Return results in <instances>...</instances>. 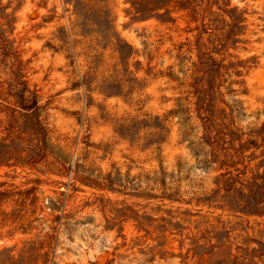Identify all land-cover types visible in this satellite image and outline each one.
I'll use <instances>...</instances> for the list:
<instances>
[{
    "label": "rangeland",
    "instance_id": "1",
    "mask_svg": "<svg viewBox=\"0 0 264 264\" xmlns=\"http://www.w3.org/2000/svg\"><path fill=\"white\" fill-rule=\"evenodd\" d=\"M0 264H264V0H0Z\"/></svg>",
    "mask_w": 264,
    "mask_h": 264
},
{
    "label": "water",
    "instance_id": "2",
    "mask_svg": "<svg viewBox=\"0 0 264 264\" xmlns=\"http://www.w3.org/2000/svg\"><path fill=\"white\" fill-rule=\"evenodd\" d=\"M105 258H106V254H104V256H103V261L105 260Z\"/></svg>",
    "mask_w": 264,
    "mask_h": 264
}]
</instances>
